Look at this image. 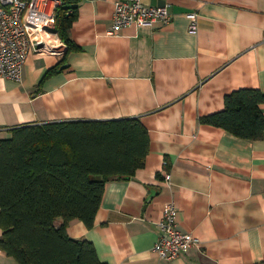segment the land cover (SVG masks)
Instances as JSON below:
<instances>
[{
	"label": "crops",
	"instance_id": "0c3cea01",
	"mask_svg": "<svg viewBox=\"0 0 264 264\" xmlns=\"http://www.w3.org/2000/svg\"><path fill=\"white\" fill-rule=\"evenodd\" d=\"M66 1L77 7L79 48L31 53L20 81L0 77V137L26 124L130 117L151 137L145 165L109 181L95 225L73 220L70 236L108 264H264V136L203 121L235 90L264 94V0H166L171 23L113 34L114 0ZM172 202L178 228L200 243L168 260L154 245ZM0 264L18 263L0 249Z\"/></svg>",
	"mask_w": 264,
	"mask_h": 264
},
{
	"label": "trees",
	"instance_id": "16d2710c",
	"mask_svg": "<svg viewBox=\"0 0 264 264\" xmlns=\"http://www.w3.org/2000/svg\"><path fill=\"white\" fill-rule=\"evenodd\" d=\"M77 14L66 0L57 9L56 30L67 53L79 48L70 35ZM263 101L259 90H235L222 111L203 121L244 139L262 138ZM150 146L138 117L13 128L0 137V249L18 264H108L93 242L71 237L68 227L76 219L93 227L107 183L131 178L145 165Z\"/></svg>",
	"mask_w": 264,
	"mask_h": 264
},
{
	"label": "built area",
	"instance_id": "2783aa9c",
	"mask_svg": "<svg viewBox=\"0 0 264 264\" xmlns=\"http://www.w3.org/2000/svg\"><path fill=\"white\" fill-rule=\"evenodd\" d=\"M65 0H0V77L20 81L31 53H65L66 44L56 30L57 9ZM114 25L110 34L126 26L157 27L172 21L166 5L145 0H114ZM190 30H198L199 15L188 14ZM168 182L171 174H166ZM178 208L167 203L158 221L159 239L154 250L161 258L177 259L200 243L198 237L177 225Z\"/></svg>",
	"mask_w": 264,
	"mask_h": 264
},
{
	"label": "water",
	"instance_id": "95a60500",
	"mask_svg": "<svg viewBox=\"0 0 264 264\" xmlns=\"http://www.w3.org/2000/svg\"><path fill=\"white\" fill-rule=\"evenodd\" d=\"M146 3H151L153 5H166V0H145ZM66 50V49H65Z\"/></svg>",
	"mask_w": 264,
	"mask_h": 264
}]
</instances>
